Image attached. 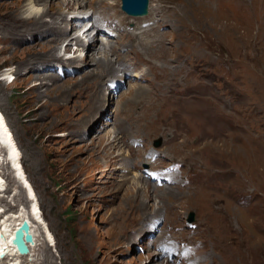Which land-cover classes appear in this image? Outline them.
<instances>
[{
	"label": "rangeland",
	"instance_id": "rangeland-1",
	"mask_svg": "<svg viewBox=\"0 0 264 264\" xmlns=\"http://www.w3.org/2000/svg\"><path fill=\"white\" fill-rule=\"evenodd\" d=\"M29 1L0 0V115L17 145L23 176L22 181L14 178L12 166L4 161L0 219L36 209L32 264H264V157L248 176H237L252 167L245 149L257 143L264 150V61L259 65L255 52L264 36V0H150L149 9L152 5L161 10L160 25L128 36L127 48L120 46L123 37L110 40L105 48L111 50L105 53L113 62L100 66L89 57L70 61L100 51L106 41L100 33L73 41L87 28L94 7L104 3L102 7L110 9L117 6L112 5L115 0H88L81 19L78 10L64 14L59 7L56 15L43 18L45 27L39 30L22 17ZM31 1L41 10L61 0ZM52 24L61 25L68 37L54 54L46 49L52 44L46 41L54 39ZM162 32L163 40L152 44L156 48L138 44L140 38ZM91 38L96 51L87 42ZM136 58L146 61V76L135 79L121 68ZM19 60L24 64H17ZM189 60L198 70H192ZM53 62L79 72L59 78L46 68ZM201 69L205 75L199 79ZM247 69L250 90L244 80ZM235 74H241L237 80ZM152 79L168 87H199L201 92L181 100L159 97ZM211 79L227 82L226 89L218 92ZM243 90L250 92L249 104ZM213 93L231 103L239 96V109L245 104L238 123L247 124L249 147L240 146L239 151L231 140L206 139L205 106L216 100ZM247 109L260 115L250 118ZM133 138L144 141H130ZM144 163L157 171L151 179L141 174ZM179 163L180 171L173 174L177 183L166 184L172 164ZM224 171L233 174L222 175ZM189 173L197 178L184 184ZM196 190L204 197L195 200L191 194ZM190 212L195 227L183 231ZM169 238H187L196 248L191 260L161 257L155 246ZM44 241L48 249L42 252Z\"/></svg>",
	"mask_w": 264,
	"mask_h": 264
},
{
	"label": "bare ground",
	"instance_id": "bare-ground-1",
	"mask_svg": "<svg viewBox=\"0 0 264 264\" xmlns=\"http://www.w3.org/2000/svg\"><path fill=\"white\" fill-rule=\"evenodd\" d=\"M120 1L121 0H115V3L112 5L119 6L118 4H120ZM87 2H88V0H63V1L61 0V1H57L56 3H46L44 5L43 9L40 10V9H37L35 7L36 4L34 3V1L30 0L27 3L26 9H25L26 14L22 17H23V19H25L27 21L28 24H31L34 27V30H39L40 28L45 27L42 24L43 18L48 17V16L52 17V15H56L57 14L56 9H58L59 7H60V9H62L64 14H66L68 11L78 10L77 12L81 13V15L79 16V19L85 18L86 17V15H85L86 10H84L83 7L87 4ZM97 2H101V1H97ZM103 4H102V6H103ZM105 5H107V4H105ZM149 5H150V3H149ZM78 7H79V9H77ZM152 7L153 6L151 5L150 9ZM80 8H82V9H80ZM229 14L233 15L236 13L231 12ZM60 16H61V12H60ZM61 19H63V17ZM54 25L55 24L51 25V27H52L51 29L55 28L52 32L54 39L46 41V42L52 43V44L48 45L49 47L46 48L47 50L52 51L51 52L52 54H54L55 52H58L62 42L68 40V37L62 31L63 28L62 29L60 28L61 25H58L57 27ZM262 26H261V28H262ZM76 27H78V26H76ZM92 32L94 34H99V33H101V30H100V28H97L94 26L87 27L86 29H83L82 32H80L77 35V38L73 42H77L79 40V38L82 37L83 35L86 36L87 38L90 37L91 36L90 33H92ZM143 32H145V31H141L140 33H143ZM134 35H136V34H134ZM165 35H166V33L162 32V33H160V36L153 37L150 39L140 38V40L138 41V44H140L141 42H144L145 43L144 48L154 49V48H156V45L153 46L152 44L155 43L158 39H160V42H161ZM101 40H102V38H101ZM87 42H88V44H90V42H91V45H92L91 48H93L94 41L92 40V38L87 40ZM96 42H99V41L96 39ZM69 43H71V42H69ZM101 43H102V46H101L102 49L100 51L97 49L99 52L98 51H97V53L91 52L88 55H82L81 59H80V56L74 57V58H71L70 61L78 60L80 62L81 60H84V59L89 57V59H91V61L95 65L100 66V63H107V64L112 63L113 61H112V59H109L110 58L109 54L107 55L105 53V52H110V50H111L110 47L108 49L105 48L106 46L111 44L110 40H106L105 42H101ZM72 45H75V44L73 43ZM256 47H257L255 50V52H257V58L256 59H257V63L260 65L262 63V61H264V36H262V39L258 42V45ZM93 49H95V51H96V48H93ZM2 52L6 53L8 51L3 49ZM63 52L68 53L69 49L64 47ZM12 55H13L12 53L9 54V57ZM56 60H58V59H56ZM20 62H21L20 60L17 61V64H19ZM24 62L25 61H22L21 63L24 64ZM255 66H256V64H255ZM121 69H125L126 70L125 73L128 72V68H121ZM244 72L246 74L244 77V80H245V83H246V85H248L249 90H250V86L247 83V80L250 79V81H251V70L249 72L247 69V71L244 70ZM238 75H241V74H235L236 80H237ZM247 75H248V77H247ZM145 76H146V74H145ZM232 76L234 77V75H232ZM233 77H232V79H233ZM241 77L243 78V76H241ZM230 84L233 85V80L231 81ZM251 84L253 85L252 81H251ZM252 89L254 90L253 87H252ZM253 90H252V92H253ZM248 91L243 90V92H244L243 100H245V99L247 100L248 93H250ZM135 92H137V91H135ZM213 94L215 95L214 97L216 98V100L209 101L208 105L205 106V108H207V113H206L207 114V116H206L207 117V120H206L207 123H206L205 128L203 129V133L206 135V139L209 141L217 140L216 142L223 141V139L231 140L236 145H238L235 148L239 151L241 149L240 146L241 147H244V146L249 147L250 142L246 138V136H248L250 134L245 130V127L247 126V124H245V122H243V124L238 123L239 118L243 115V111L245 110V104L242 106V108L239 109L238 105H240V103H241L239 101V96L237 97V100L234 103H231L228 101L227 96H225V95L219 96V99L217 100V97H218L217 94L216 93H213ZM247 102H248V100H247ZM248 104H249V102H248ZM248 113H249L250 118H256L255 117L256 115H258V116L260 115V112H258L256 109H253V110L251 109V111L248 110ZM250 124L251 123H248V125H250ZM223 126H225L229 130V131L227 130L228 133L227 132H219L216 130L217 128L226 129ZM244 133H246V134H244ZM12 139L13 138L10 135V132L7 128V123H6L5 119H3L0 115V173L2 172V174H3V169H4V164H5L4 161H6L8 164H10L12 166L11 168H12L13 172L15 173L14 178H17L20 181H22L23 176H22L21 169L19 166L20 159H19V154H18V150H17V145L14 142L15 140L14 139L12 140ZM173 141H174L173 143H175V144L179 143V136L176 135L173 138ZM260 141H262L263 143H261L259 141H258V143H261L260 146H262L264 148V138H262ZM256 145H257V143H254L251 147H249L248 149H245V150H247V153L249 154L250 159H252V161H251L252 167L250 169L246 168L245 170L238 172L237 173L238 177L240 175L245 176L249 172V170H252V168L256 169L257 162H260V160H261L260 157L261 156L264 157V150L262 148H260L259 146H256ZM207 149H209V147H207ZM258 152H260L261 155ZM245 158L247 159L249 157H245ZM144 162H147V161H144ZM140 164H142V163H140ZM123 169H129V167H124ZM123 169L121 170L122 172H123ZM225 172H226L228 177H231L233 174L230 171H224V172H222V175ZM132 173L133 172L131 171L130 175ZM125 174H129V173L126 172ZM219 174H221V173H219ZM123 176H125V175H123ZM247 176H248V174H247ZM1 177H2V175L0 174V178ZM23 182L27 183V181H25V180ZM208 182H210V178H209ZM202 183H204V182H202ZM3 185H4V182L1 180L0 181V191L4 187ZM26 186L24 187V189H25V191L28 194L29 199H30L31 197H33L32 196V189L28 184ZM200 191L196 190V192L194 194H191L193 197H195L194 198L195 200H196V198L198 199L200 197L201 198L204 197V193L200 192ZM0 201H2V200H0ZM230 208L233 209V207H230ZM37 217H38V213L36 212V209L34 207L30 210H27V211H18V212H13L11 214L6 213V214L2 215V218L0 219V255H2V258L0 257V260H2V261L4 260L7 264H24L25 261H28L27 264H32L34 262V260L29 259V257H32L31 256L32 247L37 242V240H35L36 234H35V230H34V226H33V221L38 222V220H39V219H37ZM24 220H26L29 224V232L28 233L31 235L32 241H30L27 244L28 249H29L28 253H26L24 255H20L17 252L16 246L13 244V238H14L15 231L21 226V224L23 223ZM156 226H158V225L156 224ZM150 232H151V230H150ZM42 246H44L43 251L41 250L42 252H44L46 249H48L47 243L45 241L42 244Z\"/></svg>",
	"mask_w": 264,
	"mask_h": 264
},
{
	"label": "water",
	"instance_id": "water-1",
	"mask_svg": "<svg viewBox=\"0 0 264 264\" xmlns=\"http://www.w3.org/2000/svg\"><path fill=\"white\" fill-rule=\"evenodd\" d=\"M123 2L122 7L129 14L139 15L146 12L147 0H123ZM28 232L29 224L24 220L14 233L13 244L16 246L17 252L20 255H24L29 251L27 244L32 240ZM0 257L2 258V255Z\"/></svg>",
	"mask_w": 264,
	"mask_h": 264
}]
</instances>
